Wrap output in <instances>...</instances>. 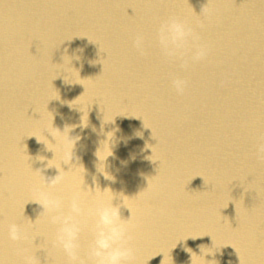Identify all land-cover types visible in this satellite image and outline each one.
I'll list each match as a JSON object with an SVG mask.
<instances>
[{"label":"bare ground","instance_id":"1","mask_svg":"<svg viewBox=\"0 0 264 264\" xmlns=\"http://www.w3.org/2000/svg\"><path fill=\"white\" fill-rule=\"evenodd\" d=\"M170 17L203 60L162 56ZM41 192L123 201L130 264H264V0H0V264H69Z\"/></svg>","mask_w":264,"mask_h":264},{"label":"clouds","instance_id":"2","mask_svg":"<svg viewBox=\"0 0 264 264\" xmlns=\"http://www.w3.org/2000/svg\"><path fill=\"white\" fill-rule=\"evenodd\" d=\"M208 4V3H207ZM207 5L200 14L206 12ZM200 37L192 27L184 20L176 17H170L160 23L156 32V43L162 56L168 60H179L181 66L187 68L190 63H196L203 60L208 55L206 45L199 43ZM137 51L143 55L145 42L143 36H137L135 40ZM186 81L176 79L173 86L178 93H182ZM54 130L61 132L53 127ZM54 139L52 132H48ZM79 138L69 140L75 144ZM56 141V139H55ZM74 158V148L71 150V162ZM47 167H49L47 165ZM41 173V171H38ZM60 181V172L54 178L46 180L51 187ZM95 188L87 186L92 193H96L97 184L93 179ZM100 187V186H99ZM108 189L100 192H107ZM104 204L98 201L94 208L86 210L80 195L73 194L67 202L60 196L52 192H41L40 201L36 202L41 211L37 213V219L42 215L46 216L48 222L55 226L53 247H58L67 257L69 264H130L134 255V249L128 245L127 228L122 218V203ZM94 217V223L91 226L92 240L86 251V261L81 259L80 237L85 227L87 217ZM36 219V220H37ZM8 239L12 242L24 239V232L21 226L12 223L8 225ZM26 264H33L28 258Z\"/></svg>","mask_w":264,"mask_h":264}]
</instances>
